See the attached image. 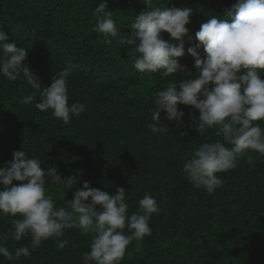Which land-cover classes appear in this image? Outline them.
I'll list each match as a JSON object with an SVG mask.
<instances>
[{
  "label": "trees",
  "instance_id": "trees-1",
  "mask_svg": "<svg viewBox=\"0 0 264 264\" xmlns=\"http://www.w3.org/2000/svg\"><path fill=\"white\" fill-rule=\"evenodd\" d=\"M101 0H0V30L18 47L28 49L24 61L42 83L50 86L54 74L68 63L69 104L85 105V112L69 124L51 110L21 101L33 93L22 77L9 81L0 75V166L24 150L41 159L42 168L54 165L63 177L78 175L74 188L55 193L57 205L73 199L89 181L91 187L109 194L127 191L129 214L135 212L145 193L159 203L160 213L150 220L151 235L133 241L122 264H264V156L250 152L235 169L221 174L222 188L209 195L192 185L183 174L184 158L200 144L214 142L215 131L200 135L192 126L199 110L180 105L182 123L168 121L161 112V126L168 131L153 133L148 127L156 108L154 93L170 80L189 78L187 73L161 77L132 67L131 45L103 43L94 31V10ZM109 10L128 39L135 15L146 10L142 0H107ZM160 7L193 10L184 38L185 55L177 58L186 72L197 73L194 57L187 52L199 43L196 32L212 16L223 17L237 0H154ZM170 43H178L163 33ZM137 43L139 41L137 40ZM198 51L204 55L203 48ZM264 78V74H262ZM264 128V121L258 122ZM187 133V135H183ZM78 170H83L79 175ZM19 184L20 182L14 181ZM65 199V200H64ZM0 215V235L7 234L5 247L13 253L28 246L31 255L19 261L0 256V264H82L90 251L91 236L76 229L65 231L68 240L60 249L49 239L33 249L31 238H12V220ZM76 245V246H73Z\"/></svg>",
  "mask_w": 264,
  "mask_h": 264
},
{
  "label": "clouds",
  "instance_id": "clouds-1",
  "mask_svg": "<svg viewBox=\"0 0 264 264\" xmlns=\"http://www.w3.org/2000/svg\"><path fill=\"white\" fill-rule=\"evenodd\" d=\"M142 2L146 10L135 15L128 27L135 39L121 34L107 0H101L94 10V31L105 44L116 41L133 46L131 63L136 71L161 77L188 74L189 78L170 80L167 87L154 93L156 108L148 127L153 133L163 134L169 129L161 126L162 111L168 121L182 123L185 113L180 105L199 110L192 125L195 130L203 135L212 129L221 139L202 143L186 155L182 171L192 185L212 195L223 187L221 174L235 169L245 156L249 164H254L250 152L264 156V128L258 123L264 121V0H237L223 17L212 16L200 25L196 32L199 43L187 49L194 57V75L186 72L177 59L185 55L184 38L190 31L187 25L193 10L160 7L154 0ZM163 33L178 43L166 41ZM199 48H203V56ZM27 57L28 49L18 47L15 38L10 39L0 30V75L9 81L22 77L34 90L22 103L31 104L39 94L35 107L42 112L51 110L64 124L85 112L84 104H69L71 63L54 74L50 86L42 88L41 81L24 63ZM42 164L36 156L29 158L26 151L15 150L13 159L0 166V215L19 217L12 220L15 241L29 236L35 249L43 241L54 239L64 249L68 244V240L61 239L65 231L76 229L91 236L90 251L83 253L82 264H122L132 242L139 246L145 236L151 235L149 222L161 211L151 194L145 193L138 209L129 214L123 187L109 194L84 181L73 199L58 206L51 187L68 192L78 183V175L62 178L56 166L45 169ZM78 174L82 175L83 170ZM7 238V234L0 235V256L19 261L31 255L28 246L16 248L13 255L5 247Z\"/></svg>",
  "mask_w": 264,
  "mask_h": 264
}]
</instances>
